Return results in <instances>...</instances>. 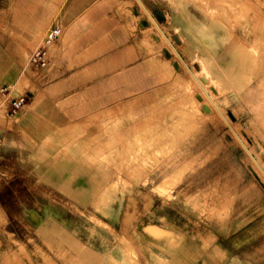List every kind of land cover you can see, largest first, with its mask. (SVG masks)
Here are the masks:
<instances>
[{"label": "crops", "instance_id": "1", "mask_svg": "<svg viewBox=\"0 0 264 264\" xmlns=\"http://www.w3.org/2000/svg\"><path fill=\"white\" fill-rule=\"evenodd\" d=\"M141 2L0 0V264H104L109 228L124 227L126 201L155 199L161 167L152 156L127 166V143L147 137L139 152L157 154V138L175 135L174 94L189 95L175 80L186 69L162 46L152 15L161 18L151 7L143 13ZM212 20L182 25L183 65L204 67L227 91L211 87L231 118L264 132V72L239 94L236 50L221 41L233 33ZM55 26L63 31L52 64L35 78L30 55ZM160 151L173 153L172 141ZM106 201L121 209L97 210ZM135 231L153 244L158 225L140 221Z\"/></svg>", "mask_w": 264, "mask_h": 264}, {"label": "rangeland", "instance_id": "2", "mask_svg": "<svg viewBox=\"0 0 264 264\" xmlns=\"http://www.w3.org/2000/svg\"><path fill=\"white\" fill-rule=\"evenodd\" d=\"M149 7L161 18L159 24L152 15L162 46L186 69V75L175 80L186 82L189 98L182 97V90L174 94L175 135L157 138V154L139 152L149 146L147 137L127 143V166L136 160L149 162L152 156L161 167L157 185L152 186L155 199L126 201L124 227L120 233L115 226L114 231L109 228L103 262L264 264V132L257 124L251 128L232 119L228 103L220 104L211 90L215 86L224 94L225 88L210 80L204 67L199 73L194 66L187 70L180 57L182 25L197 17L214 19L223 34L229 29L233 33L232 40L227 33L221 41L236 50V89L241 94L264 72V0H142L143 13H150ZM163 24L168 35L159 29ZM200 75L209 80L202 83ZM184 127L189 136L182 135ZM166 139L172 141L173 153L160 151ZM113 203L101 202L97 210L121 209L122 202ZM140 211L141 217L133 213ZM140 221L157 223L153 244L149 233L141 236L135 231Z\"/></svg>", "mask_w": 264, "mask_h": 264}, {"label": "built area", "instance_id": "3", "mask_svg": "<svg viewBox=\"0 0 264 264\" xmlns=\"http://www.w3.org/2000/svg\"><path fill=\"white\" fill-rule=\"evenodd\" d=\"M62 27L55 26L46 30L38 44L33 49L28 64L35 78L40 77L52 64L51 48L62 34ZM6 89L5 87L2 88ZM26 95L18 96L11 100L9 114L16 113L19 108L25 103Z\"/></svg>", "mask_w": 264, "mask_h": 264}, {"label": "bare ground", "instance_id": "4", "mask_svg": "<svg viewBox=\"0 0 264 264\" xmlns=\"http://www.w3.org/2000/svg\"><path fill=\"white\" fill-rule=\"evenodd\" d=\"M261 41H262V40H261ZM261 41H260V42H261ZM198 66H199V65H198ZM200 68H201V67H200ZM202 69H203V68H202ZM199 72H201V71L199 70ZM199 72H198V73H199ZM203 74H204V73H203ZM193 76H194V75H193ZM197 76L199 77V75H197ZM203 76H204V75H203ZM200 77H201V75H200ZM205 77H206V76H205ZM201 78H202V77H201ZM205 79H206V78H205ZM199 80H201V79H199ZM206 80H207V79H206ZM206 80H205V81H206ZM201 81H202V83H203V80H201ZM205 83H206V82H204V84H205ZM200 86H201V85H200ZM202 88H203V86H202ZM205 94H206V93H205ZM203 108H205V107H203ZM208 110H211V109H208ZM214 110H215V109H214ZM202 116H203V115H202Z\"/></svg>", "mask_w": 264, "mask_h": 264}, {"label": "water", "instance_id": "5", "mask_svg": "<svg viewBox=\"0 0 264 264\" xmlns=\"http://www.w3.org/2000/svg\"><path fill=\"white\" fill-rule=\"evenodd\" d=\"M201 80H203V82H205V78H201Z\"/></svg>", "mask_w": 264, "mask_h": 264}]
</instances>
